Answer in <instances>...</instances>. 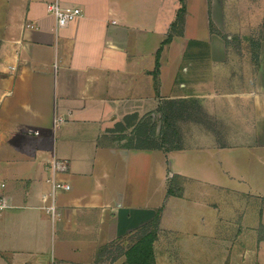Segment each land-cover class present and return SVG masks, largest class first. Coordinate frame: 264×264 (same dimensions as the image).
Returning a JSON list of instances; mask_svg holds the SVG:
<instances>
[{
  "label": "crops",
  "instance_id": "obj_1",
  "mask_svg": "<svg viewBox=\"0 0 264 264\" xmlns=\"http://www.w3.org/2000/svg\"><path fill=\"white\" fill-rule=\"evenodd\" d=\"M51 1L0 0V264H129L144 226L156 264H264V0ZM191 98L184 145L111 141Z\"/></svg>",
  "mask_w": 264,
  "mask_h": 264
},
{
  "label": "rangeland",
  "instance_id": "obj_2",
  "mask_svg": "<svg viewBox=\"0 0 264 264\" xmlns=\"http://www.w3.org/2000/svg\"><path fill=\"white\" fill-rule=\"evenodd\" d=\"M163 105L167 107V102L165 101ZM145 118L146 121L149 122V125H155L156 132L154 139L161 142L163 148H173L174 146L184 145L188 137L191 136L192 122H194V120H208L205 115L203 116L200 104L193 98L187 99L184 102L179 101L173 105V109L167 110L166 108L156 111L154 114H147ZM109 135L111 141L113 140L120 144H128L132 137V131L122 129L112 132ZM132 237V235H129L126 239L129 238V242L131 243ZM125 242L127 243V240H125L124 243ZM118 244L116 242L113 246L109 247V250H116ZM247 264H257V262L254 260L252 263Z\"/></svg>",
  "mask_w": 264,
  "mask_h": 264
},
{
  "label": "trees",
  "instance_id": "obj_3",
  "mask_svg": "<svg viewBox=\"0 0 264 264\" xmlns=\"http://www.w3.org/2000/svg\"><path fill=\"white\" fill-rule=\"evenodd\" d=\"M179 15V20H180ZM179 101H186V99L177 100V99H168L167 107L163 104L158 108L162 109H173V105ZM196 101V100H195ZM135 120L134 115H128L125 118V122L132 124ZM135 126L132 130V137L129 141V146L135 147H158L162 148V143L154 139L155 136V125H149V122L146 121L145 117H142L138 120L137 123H134ZM136 233H134L135 235ZM138 236L133 241V243L125 250L127 254V259L129 264H156L153 241L157 235L156 228L144 226L137 231ZM133 235V236H134Z\"/></svg>",
  "mask_w": 264,
  "mask_h": 264
},
{
  "label": "built area",
  "instance_id": "obj_4",
  "mask_svg": "<svg viewBox=\"0 0 264 264\" xmlns=\"http://www.w3.org/2000/svg\"><path fill=\"white\" fill-rule=\"evenodd\" d=\"M48 10L55 16L57 24L62 26L67 24L69 21L73 20L80 14H82L83 9L79 5H65L62 4L59 0H54L48 3ZM65 161L54 160L52 162V167L55 168H65ZM52 196L59 189H67L70 184L65 181H60L52 179ZM53 201V200H52ZM47 205L48 210L52 215L56 212V203L52 202ZM10 206V200L7 193V182L0 176V212L5 210Z\"/></svg>",
  "mask_w": 264,
  "mask_h": 264
}]
</instances>
